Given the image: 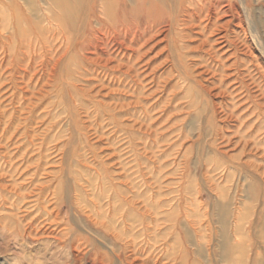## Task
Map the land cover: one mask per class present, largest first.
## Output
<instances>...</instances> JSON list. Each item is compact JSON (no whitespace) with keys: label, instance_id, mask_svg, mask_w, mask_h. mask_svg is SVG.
Here are the masks:
<instances>
[{"label":"rangeland","instance_id":"1","mask_svg":"<svg viewBox=\"0 0 264 264\" xmlns=\"http://www.w3.org/2000/svg\"><path fill=\"white\" fill-rule=\"evenodd\" d=\"M126 2L0 0V264H264V0Z\"/></svg>","mask_w":264,"mask_h":264},{"label":"bare ground","instance_id":"2","mask_svg":"<svg viewBox=\"0 0 264 264\" xmlns=\"http://www.w3.org/2000/svg\"><path fill=\"white\" fill-rule=\"evenodd\" d=\"M88 1V0H87ZM94 1V0H93ZM117 2H120V1H123V2H126L127 0H116ZM129 1H132V0H129ZM145 1H150V3L152 4H156V5H168L169 7L170 6H174L175 3L177 2H181L183 3V0H145ZM53 6H54V9L56 10V12L58 14H62L63 16H66V17H73L74 15V12L79 4V0H51ZM91 2V1H90ZM231 2V1H230ZM127 3V2H126ZM135 3L137 4V2L135 1ZM91 5V4H90ZM85 7V5H83ZM172 8V7H171ZM228 8H229V5H228ZM84 9V8H83ZM103 9V8H102ZM233 9V8H232ZM88 10V9H87ZM86 10V11H87ZM90 10V8H89ZM105 10V9H104ZM107 10V9H106ZM222 10V9H221ZM220 11V10H219ZM110 12V11H109ZM136 12V11H135ZM216 12V11H215ZM236 12V11H235ZM218 13V12H217ZM227 13V12H226ZM84 14V13H82ZM138 14V13H137ZM191 14V13H190ZM85 15V14H84ZM172 15V14H171ZM175 14H173L172 16L174 17ZM239 15V14H238ZM200 19V18H199ZM90 20V18H89ZM181 20V19H180ZM183 20V19H182ZM111 21V20H109ZM114 21V20H113ZM185 22V20L183 21ZM192 23V22H191ZM114 24V23H113ZM169 25V24H168ZM188 25V24H186ZM88 26V25H87ZM165 26V25H164ZM134 27V26H133ZM173 29V28H172ZM184 29V28H183ZM159 30V29H158ZM166 30H168V28H166ZM135 31V30H134ZM163 31V30H162ZM154 35V34H153ZM257 41V40H256ZM258 42V41H257ZM97 213V212H96Z\"/></svg>","mask_w":264,"mask_h":264}]
</instances>
